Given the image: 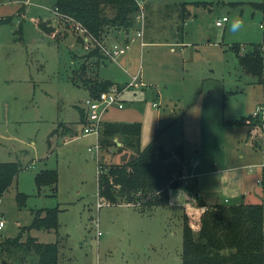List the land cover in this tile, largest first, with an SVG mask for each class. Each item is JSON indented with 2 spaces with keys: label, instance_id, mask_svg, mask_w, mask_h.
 Masks as SVG:
<instances>
[{
  "label": "rangeland",
  "instance_id": "obj_1",
  "mask_svg": "<svg viewBox=\"0 0 264 264\" xmlns=\"http://www.w3.org/2000/svg\"><path fill=\"white\" fill-rule=\"evenodd\" d=\"M182 1L204 3L188 6L181 23L163 5ZM53 3L0 0V161L20 164L0 198V243L30 222L31 210L57 206V230L32 228L22 238L57 241L59 264H181L183 203L190 211L197 197L264 205V117L253 114L264 107V83L243 69L235 51L259 43L264 53V0H142L143 45L135 36L137 12L131 27L104 35L107 44L135 37L115 60L85 49L83 29L54 12ZM223 15L227 20L216 25ZM237 18L243 23L233 31ZM133 75L138 85H129ZM84 78L123 90V107H109L101 123H139L141 147L152 139L164 148L181 146L182 161L174 158L172 166L181 185L167 190L166 206L141 211L97 195V159L119 156L114 147L94 149L98 135L82 129ZM45 167L56 168L53 195L48 187L38 193L34 182ZM17 191L27 194L21 207ZM2 250L0 244V264H16L18 257Z\"/></svg>",
  "mask_w": 264,
  "mask_h": 264
},
{
  "label": "trees",
  "instance_id": "obj_2",
  "mask_svg": "<svg viewBox=\"0 0 264 264\" xmlns=\"http://www.w3.org/2000/svg\"><path fill=\"white\" fill-rule=\"evenodd\" d=\"M203 3L204 1H182L163 7L173 9L183 23L186 15L190 14L188 6ZM256 6L262 8L263 4L256 3ZM52 7L60 15L80 23L98 39L103 38L109 29L131 27L133 15L139 8L137 0H54ZM166 12L165 16H171V12ZM38 27L43 32H49L42 20L38 21ZM235 45L238 44L233 46ZM92 50L97 56H104L99 49ZM235 51L243 69L264 83L262 44L253 43L244 53H240L239 48H235ZM81 68L82 72L84 67ZM72 82L79 83L77 79H72ZM82 83L88 94L93 96L115 84L112 81H91L85 78ZM79 117H85L84 110H79ZM242 118L227 121L236 123L241 122ZM139 135L140 124L136 122L101 123L98 146L107 150L114 147L119 161L107 163L97 159V195L106 202L131 204L141 211H150L154 207L166 206L169 201L167 190L181 185L179 169H173L172 166L177 164L174 158L182 161V151L179 145L164 148L154 139L141 147ZM116 136L120 144L113 140ZM122 150H128V156H123ZM19 169L17 161H0V198ZM34 182L38 193L48 187L53 195L57 183L56 168H40L34 174ZM15 197L21 207L25 204L27 194L17 191ZM195 204L202 209L196 212L183 207L181 264H264L262 202L216 201L207 204L197 197ZM58 211L57 206L31 210L33 215L30 222L22 226L16 236L2 240V251L5 254H15L18 257L16 264H24L27 260L28 264H59L57 241H38L30 234L22 238V231L32 228L57 230Z\"/></svg>",
  "mask_w": 264,
  "mask_h": 264
},
{
  "label": "built area",
  "instance_id": "obj_3",
  "mask_svg": "<svg viewBox=\"0 0 264 264\" xmlns=\"http://www.w3.org/2000/svg\"><path fill=\"white\" fill-rule=\"evenodd\" d=\"M26 1V0H25ZM138 3V10L137 14L135 15V19L137 22H139V28L135 31V36H139L140 38L143 36V29H142V0H137ZM54 12L57 13L56 10L52 9ZM73 20V19H72ZM227 20V17L223 15L221 18H218L215 21L216 25H222L224 21ZM74 24L80 29H83V40H84V48H97L99 51L106 57H108L111 60H115L119 55L123 54L127 50V44L124 42V44H120L119 42H112L111 44H107L106 40L103 38L98 39L94 37L89 31H87L80 23L74 21ZM127 38V37H126ZM134 36H130L128 39H134ZM141 45L144 44V42L141 40ZM138 75H133L131 78V81L129 82V85H138L137 82ZM123 90L117 89L114 85L109 87L107 90L100 91L97 95H87L84 99V113H85V119L86 122L83 125V131L84 132H95L97 135L99 133L100 125H101V118L102 115L108 110L111 106H117L118 108L123 107V100L121 98V93ZM153 105H156V103H153ZM260 111V114L264 117V107L258 106L253 110V114H257ZM98 146V140L97 144L94 146V149H97ZM92 148H89L91 150ZM260 182V180H258ZM97 205H100V201L97 202ZM4 225V222L2 219H0V228ZM99 234V231H98Z\"/></svg>",
  "mask_w": 264,
  "mask_h": 264
},
{
  "label": "crops",
  "instance_id": "obj_4",
  "mask_svg": "<svg viewBox=\"0 0 264 264\" xmlns=\"http://www.w3.org/2000/svg\"><path fill=\"white\" fill-rule=\"evenodd\" d=\"M104 39L107 41V38L106 37H104ZM117 39V38H116ZM142 41H143V37H141L140 38ZM120 40H123V42H126V44L128 45L129 43H128V41H129V39L128 38H126V36H124V37H120ZM112 42H115V39L114 40H112ZM87 95H89V94H87ZM117 144H120L119 143V141L117 142ZM178 189V187L177 188H174V189H171V191H175V190H177ZM224 201H228V199L227 198H224ZM192 202V201H191ZM186 203H183V207L185 206L186 207V205H185ZM196 205V204H195ZM194 205V207H193V211H196V212H198V211H200L202 208L201 207H198L197 205L195 206Z\"/></svg>",
  "mask_w": 264,
  "mask_h": 264
},
{
  "label": "clouds",
  "instance_id": "obj_5",
  "mask_svg": "<svg viewBox=\"0 0 264 264\" xmlns=\"http://www.w3.org/2000/svg\"><path fill=\"white\" fill-rule=\"evenodd\" d=\"M242 20H240L239 18L237 19H234L233 22H232V25H231V29L233 31H237L240 29V27L242 26Z\"/></svg>",
  "mask_w": 264,
  "mask_h": 264
},
{
  "label": "water",
  "instance_id": "obj_6",
  "mask_svg": "<svg viewBox=\"0 0 264 264\" xmlns=\"http://www.w3.org/2000/svg\"><path fill=\"white\" fill-rule=\"evenodd\" d=\"M201 163H204L205 165H208V158L207 157H202L201 158ZM2 264H6V262H3Z\"/></svg>",
  "mask_w": 264,
  "mask_h": 264
}]
</instances>
